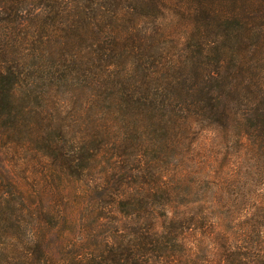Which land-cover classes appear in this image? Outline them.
I'll list each match as a JSON object with an SVG mask.
<instances>
[{
  "label": "trees",
  "instance_id": "trees-1",
  "mask_svg": "<svg viewBox=\"0 0 264 264\" xmlns=\"http://www.w3.org/2000/svg\"><path fill=\"white\" fill-rule=\"evenodd\" d=\"M207 133L264 186V0H0V264H264V200L192 255L216 224L191 203ZM7 154L50 189L14 180ZM67 191L106 224L100 248L51 241Z\"/></svg>",
  "mask_w": 264,
  "mask_h": 264
},
{
  "label": "rangeland",
  "instance_id": "rangeland-1",
  "mask_svg": "<svg viewBox=\"0 0 264 264\" xmlns=\"http://www.w3.org/2000/svg\"><path fill=\"white\" fill-rule=\"evenodd\" d=\"M195 143L198 149L193 152L195 160L191 158L194 170L192 179L195 180L194 187L198 191L191 198V203L197 206L205 200L210 212L209 220L216 223L214 230L206 231L207 234L205 230H200L194 237L196 243L192 255L201 261L210 260L211 256L215 257L216 252L222 250L217 244L215 245L216 240H214L220 233L219 229L224 236L232 237L238 233L243 235L239 231L240 222L249 218L256 206L264 200V186L255 182L256 178L253 176L246 175L247 171L241 165L243 155L238 154L237 145L228 147L222 143L217 144L215 134L212 133L203 134ZM0 152L1 155L4 154L3 150ZM7 155L8 162L5 168L14 180L32 191L50 189V184L44 180L43 169L38 166L35 158L25 156L18 160L16 157L10 158V154ZM82 185L84 188V184ZM68 195L67 191L64 199L67 204L65 208H61V212L63 214L67 212V220H71L72 223L64 222L60 225L56 229L55 236H51V241L55 242L57 236H62L75 244L74 249L79 253L85 250L83 254L87 252L86 250H95V246L100 248L101 242L107 235V230L103 227L106 224L95 228L89 218L85 217L88 214L89 196L84 195L79 201L74 202L75 197L73 196V199L69 196L68 201ZM39 203L38 199L33 200V206L39 207ZM89 223L91 224L88 225ZM52 250L56 251L54 248Z\"/></svg>",
  "mask_w": 264,
  "mask_h": 264
}]
</instances>
